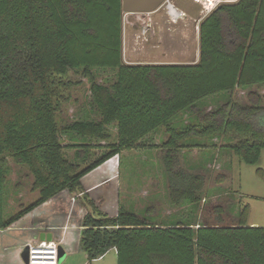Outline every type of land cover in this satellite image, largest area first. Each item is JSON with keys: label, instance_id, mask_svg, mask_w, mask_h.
<instances>
[{"label": "trees", "instance_id": "1", "mask_svg": "<svg viewBox=\"0 0 264 264\" xmlns=\"http://www.w3.org/2000/svg\"><path fill=\"white\" fill-rule=\"evenodd\" d=\"M122 20V0H0V228L65 189L77 191L87 173L142 147L160 127L170 136L162 146L163 168L174 207H199L206 192L205 175L181 166V149L206 146L186 145L188 138L219 137L241 162L260 161L264 97L250 91L244 104L233 94L264 86V0L223 3L207 15L200 23V60L194 64H126ZM96 68L117 70L114 80L99 83ZM72 70H82L92 82L90 101L98 118L82 117L60 130L62 87L80 83L64 82ZM217 94H229L227 101L201 108V101ZM182 112L194 120L176 128L172 121ZM110 125L117 127L115 142L82 167L94 140L112 138ZM62 131L93 141L63 144ZM65 149L76 151L73 159ZM9 158L29 168L39 198L4 221ZM225 179L221 175L219 181ZM214 211L216 223L194 228L185 220L156 225L124 208L109 216L93 206L82 221L80 247L89 261L116 248L118 264H264V227L247 224L249 206L235 223L225 222L223 207Z\"/></svg>", "mask_w": 264, "mask_h": 264}, {"label": "rangeland", "instance_id": "2", "mask_svg": "<svg viewBox=\"0 0 264 264\" xmlns=\"http://www.w3.org/2000/svg\"><path fill=\"white\" fill-rule=\"evenodd\" d=\"M170 1L173 2L177 8L185 12L186 15L176 22L172 21L170 17L168 18L171 22L167 21L165 15L163 18L160 16V24H163L164 27L162 37L159 35L155 36L156 42L159 41L160 38L162 39L161 46L157 47V49L161 50L165 45L168 50L171 51V44L168 41H170L173 36L170 30L177 29L182 33V37L180 38L181 42L179 41L176 43L178 45L182 43L183 47L184 45L191 47L193 57H195L200 47L199 31L201 21L218 5L223 3H235L238 0H203V2H198L196 0ZM204 4L209 5V12L206 11L202 13ZM159 9L162 10V12H166L163 5H161ZM141 22L142 18H139L137 13L123 12L124 62H142L143 59L151 57L149 53L151 54L152 51L156 49L151 47V43L147 45L146 43L141 44L142 42L135 43V39L139 41L138 35L142 31L140 30ZM185 58L186 57L182 59L183 62L187 61ZM93 72L96 81L108 84L114 80L117 70L96 68ZM69 80L74 82L80 81V83L73 86L62 87V93L65 95L66 100L62 102L61 110L57 115L60 130H63L66 124L82 118L84 116L83 113L88 110L92 111L91 117L95 119L98 118V115H96L92 109L90 101V86L92 83L90 79L83 76L82 70H72L69 77L64 78V82L68 83ZM253 90L258 91L264 97V86L262 85L252 86L246 90H237L233 94V97L241 103H248V93ZM228 96L229 94L211 96L201 101L202 104L200 106L204 110L208 109L207 105L213 106L212 108H214L225 103ZM109 131L112 134V138L107 141L97 139L93 141L89 139V137L84 136L74 138L71 134L62 131L61 142L63 144H73L75 142L87 144L93 141L94 147L91 150V155L88 161L82 164V167H85L98 159L103 153L107 152L108 149L106 146L108 144L115 142L117 135V128H115V125L109 127ZM224 144L225 141L219 139L216 141V148L213 149V146L207 145L199 148H186L190 150L198 148L199 150V160L193 161V165L195 164L193 168L198 167V169L195 168L191 172L205 175L206 192L199 207L187 206V204L183 206L181 210V219L194 224H196L197 221L198 225H194L196 227H199L200 223L213 224L216 223L215 207L221 206L225 209V222L235 223L238 213L243 210L244 206L248 205L249 215L247 217V224L249 226L264 227V151L262 152L260 161L256 165H249L241 162L237 156H234L235 154L232 151H222V149H224ZM65 150L67 157L73 159L76 151L74 149ZM143 152L144 151H140L138 153L137 150L136 152L134 150L125 151L122 155L113 157V159L111 158L109 161L107 160L106 163L104 162L103 165L101 164L102 166L100 165L101 167L95 169L93 172L87 173L85 175L86 177L84 176L81 179V186L78 187L77 192L94 182H100L111 176L114 177H111L107 182H103L93 192L89 194L86 193L84 198L77 197V201L76 199L73 201V207L70 209L69 213L70 222L65 224L61 209L57 208V204H52L51 206H41V208L38 209L35 208L36 210L33 212L25 213L22 221H15V223H12L7 228H0V264H10V260L6 258L7 253H9L11 259L14 258V263L23 264L22 258H17L15 254L17 251L13 250L12 246L28 235L33 234V232H37L39 228L37 226L42 228L43 226L49 225V228L54 232L63 230L72 241V236L77 237L79 235L80 224L84 218L80 217L82 209L84 208L85 210V205L83 203L88 206L92 205V207L95 205L96 207L103 205L107 209L106 212L109 214L114 213L115 207H119V211L120 208L127 209L125 203L127 207L132 206L138 213L144 214L145 216H147V212L145 211V208L148 207L147 203H150V205H152L151 207H156L154 214H160L165 217V215L170 214V212L175 213L173 211L174 206L171 205L169 199L168 180L166 176L163 177V162L157 160L153 163L152 167H149L147 162L143 160L146 157ZM8 161L7 189L5 192V206L3 210L4 221H8L12 217L18 215L21 210L39 198V192L33 190L34 178L29 168L25 165L16 163L12 158H9ZM184 164L181 163L183 168L186 167ZM148 168L152 169L156 174L155 181H149L150 184L153 182L151 188L147 187L148 182L145 184L143 176H140V174L145 172V169ZM187 170L189 171L188 167ZM221 175L226 176L223 182L219 181ZM163 181L167 182L166 186ZM148 189L150 190V196L153 200L146 203L144 199L150 196L146 195L144 192L148 191ZM63 191H65L63 193H70L68 190ZM120 195H122V199H119ZM91 201H93V204H91ZM168 217L169 218L166 219H171L174 218V215L172 214ZM44 228L48 229L47 227ZM40 241L41 240L38 239L30 242L38 244ZM6 246L8 248H6ZM63 262H65L64 259L60 261V264ZM86 264H118V261L115 253L112 252L99 262L92 260L88 261Z\"/></svg>", "mask_w": 264, "mask_h": 264}, {"label": "crops", "instance_id": "3", "mask_svg": "<svg viewBox=\"0 0 264 264\" xmlns=\"http://www.w3.org/2000/svg\"><path fill=\"white\" fill-rule=\"evenodd\" d=\"M139 15V18H142V22H141V26H140V30H142L139 35H138V39L139 41H137V39H135V43H140L141 44H149L151 43V47L156 48L155 51L150 54L148 58H145L142 60V62H125L126 64L129 65H166V64H194L197 63L200 60V45L199 50L197 55H195V57H193V53L191 50V47L184 45V47L182 46V43H180L179 45L176 42H181V37H182V33H180L177 29H171V34H172V38L170 39V41H168L171 46H170V50H168V48L164 45V47L160 50L157 49V47L161 46V41L162 39L160 38L159 41L156 42V35H159L162 37V33H163V24H160V16L161 18L167 17V21L171 22L170 19L168 18V14L160 9H157L155 11L152 12H143V13H137ZM167 15V16H166ZM160 19V20H159ZM163 20V19H162ZM166 22V21H165ZM200 32V31H199ZM200 35V34H199ZM143 38V39H142ZM153 54V55H152ZM134 55V53H133ZM186 57L185 59L187 61L183 62L182 59ZM194 58V59H193ZM124 60V58H123ZM207 110H211L213 106H208ZM83 117H90L92 115V111L88 110L85 111ZM194 120L192 114L190 112H182L181 114H179L173 121L172 124L174 127L176 128H182L185 125H188L190 123H192ZM110 127H112V125H110ZM115 128H117L115 126ZM169 134L166 130L165 127H160L159 129H157L155 132L149 134L148 136H146L142 141V147L135 149L134 151L136 152V150L138 151V153L140 151H144L143 153L145 154V159L144 162H147V165L150 167H152L153 163L156 162L157 160L159 162H163V156L166 152V148L162 147L164 145V143H166L169 139ZM222 139L219 137H215V138H201V137H191L188 138L185 141L186 145H207V146H213V148H216V141ZM157 147H161V148H157ZM219 148V147H218ZM220 149V148H219ZM225 149H222V151ZM125 152V151H124ZM198 148H194V149H181L178 152V156L180 159V163L184 164L187 169H189V171H193V169H198V167L193 168V161H198L199 156H198ZM122 155V154H121ZM197 156V157H195ZM236 156V155H234ZM116 157V156H115ZM113 159V158H112ZM109 161V160H108ZM190 161V162H189ZM205 161V160H204ZM203 161V162H204ZM106 163V162H105ZM103 165V164H102ZM101 165V166H102ZM98 166L97 168L101 167ZM95 168V169H97ZM94 169V170H95ZM94 170H92L91 172H93ZM146 171L141 173L140 176H143V179L145 180V184H147V187L152 186V183L150 184V180L155 181V172H153L152 169H145ZM164 172V171H163ZM154 174V175H153ZM118 175V174H117ZM158 176V174H157ZM86 177V176H85ZM114 177V176H111ZM106 178L105 180H102L100 182H94L89 186L84 187V189H82L81 191H70L69 189H65L68 190L70 193H63L65 191H61L60 193L56 194L54 197H52L50 200H48L46 203L35 207L36 209L41 208V206H51L52 204H57V208L61 209L62 211V215L64 217V221L65 224L67 222H70V218H69V213H70V209L73 207V201L78 198H84V196L91 192H93L94 190H96V188L98 186H100L103 182H107V180H110V178ZM163 177H165L164 173H163ZM163 183L166 186V181H163ZM168 186V183H167ZM169 189V187H168ZM146 195L150 196V190L148 189V191L144 192ZM169 194V191H168ZM78 197V198H77ZM119 199H122V195H120ZM145 202H151L153 199L150 197H147V199H144ZM75 201V202H76ZM124 201V200H123ZM93 203V201H92ZM125 203V201H124ZM85 205V210L84 208L82 209V212L80 213V217H84L85 214L89 211L93 210L92 205L88 206L87 204L83 203ZM95 205V204H94ZM116 206V205H114ZM147 208H145V211L147 212V216L152 218L153 223H157L156 225H168V226H172V223L178 221L181 222L183 219H181V210L183 208V206H175L173 207V211L175 213H171L168 215H165V217H163L160 214H154V212L156 211V207H151L152 205H150V203H147ZM188 206V205H187ZM96 207V205H95ZM97 210L99 212L105 213L109 216H116L119 213V207H115V211L113 214H109L107 211V209L101 205L100 207L97 206ZM125 207L129 210H133L135 212H137L134 207L132 206H128L125 203ZM31 210L30 212H33L36 209ZM4 213V212H3ZM138 213V212H137ZM174 215V218L171 219H166L169 218V215ZM24 218V216H22L21 218H19L18 220H16V222H20L22 221ZM178 218V219H177ZM191 218V217H190ZM72 219V218H71ZM83 221V220H82ZM187 222V220H185ZM15 223V222H14ZM64 224V225H65ZM197 224V221H196ZM196 224L191 223V227L197 228ZM198 225V224H197ZM37 232H33V234L28 235L27 237H25L23 240H20L19 242L15 243L12 247L13 250L17 251L15 254L17 256V258H22V251L24 249V247L28 244H33L30 241L33 240H53L56 241L59 245V247H61L65 253V262H63L62 264H86L89 259H88V255L85 251H83L80 247V241H81V229H82V222L80 224V230H79V235L77 237H73L72 236V241L71 238L68 237V235H66V233L62 230V231H57L54 232L52 231L51 228H49L50 226H43L42 228L40 226ZM44 227H47L48 229H45ZM7 228V227H6ZM45 235V238L43 239L42 236ZM50 236V238L48 237ZM56 237V239H55ZM33 239V240H31ZM70 240V241H69ZM6 248H8L6 246ZM12 251V250H11ZM14 251V252H15ZM114 252L117 258V249L113 248L111 250H109L107 252V254H105V256L102 258H98L96 259L97 262L103 260L108 254ZM7 259L10 260V264H17L13 262V259H11V257H9V253H7L6 256ZM23 260V259H22ZM21 262V259H20ZM23 264H26L24 261H22ZM22 264V263H21ZM60 264V261H59Z\"/></svg>", "mask_w": 264, "mask_h": 264}, {"label": "built area", "instance_id": "4", "mask_svg": "<svg viewBox=\"0 0 264 264\" xmlns=\"http://www.w3.org/2000/svg\"><path fill=\"white\" fill-rule=\"evenodd\" d=\"M198 2H203V0H196ZM166 10V13L176 22L180 18L185 17L186 13L181 9L177 8L173 2L166 0L162 4ZM203 12L210 10L209 5H203ZM209 12V11H208ZM1 187H0V220L2 217L1 208ZM29 245V262L27 264H59V245L53 240H41L38 244H28Z\"/></svg>", "mask_w": 264, "mask_h": 264}, {"label": "water", "instance_id": "5", "mask_svg": "<svg viewBox=\"0 0 264 264\" xmlns=\"http://www.w3.org/2000/svg\"><path fill=\"white\" fill-rule=\"evenodd\" d=\"M166 0H122V8L125 13H143L152 12L160 8ZM50 238V236H48ZM45 238V235L42 236ZM29 245H26L22 251V259L27 264L29 262ZM65 258V253L59 247V261Z\"/></svg>", "mask_w": 264, "mask_h": 264}, {"label": "bare ground", "instance_id": "6", "mask_svg": "<svg viewBox=\"0 0 264 264\" xmlns=\"http://www.w3.org/2000/svg\"><path fill=\"white\" fill-rule=\"evenodd\" d=\"M207 11V10H206Z\"/></svg>", "mask_w": 264, "mask_h": 264}]
</instances>
